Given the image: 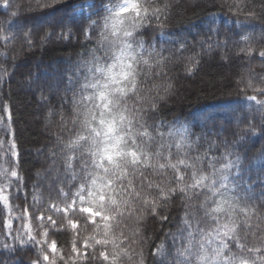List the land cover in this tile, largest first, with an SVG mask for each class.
I'll list each match as a JSON object with an SVG mask.
<instances>
[{"label":"trees","instance_id":"16d2710c","mask_svg":"<svg viewBox=\"0 0 264 264\" xmlns=\"http://www.w3.org/2000/svg\"><path fill=\"white\" fill-rule=\"evenodd\" d=\"M118 2L120 0H111L112 4ZM165 2L169 4V11L164 26L161 28L153 23L142 36L148 43L162 48L165 57L171 56L161 76L153 81L160 85L159 96L164 98H158V108L149 111L145 120L152 126L163 122L165 131L177 122L187 125L193 140L200 137L198 150L201 152L215 142V154L219 156L225 151L226 142L241 159L244 187L251 189L250 195L256 201L264 203V106L247 99L256 95L264 100V94L254 91L264 88V58L259 56L260 49L264 48V0H158L160 5ZM44 3L48 6L44 7ZM109 3L110 0H40L38 7L37 0H9L7 9L0 6V27H6L11 37L7 44L0 40V121L8 127V115L2 110L7 105L11 114L9 132H14L23 182L19 193L12 190L13 212L8 213L0 206V264H32L37 259L44 264L40 248L47 252L53 240L57 244V264H111V243L88 248L87 258L77 257L72 252L74 240L83 251L85 239L102 234L103 222L97 232L88 214L80 213L77 207L68 213L79 222L78 228L73 230L63 211L57 213L50 208L53 202L63 206V192H74L73 184H79L73 181L71 172L65 171L60 156V145L70 134L62 130L58 113L62 101L71 100V92L65 95L69 74L75 75L96 46L98 29L91 26V20L100 21ZM230 7L244 12L255 11L257 16L233 15ZM13 11L18 12L14 17ZM97 12L99 16L95 15ZM88 31L90 39L86 37ZM161 32L168 35L162 36ZM245 35L248 41L242 39ZM180 41L185 44L182 53L177 51ZM204 41L207 43H202ZM249 47L255 49L251 56L240 52ZM190 63L197 65L191 74L187 71ZM169 83L172 87L165 91ZM63 108L69 121L67 128L71 129V105L64 104ZM50 110L57 115L50 116ZM57 134L62 141L57 139ZM3 135L0 132V138ZM25 206L29 207L37 239H41L43 229L35 217L42 211L45 216L53 215L57 227L45 221L49 235L43 245L29 242L21 246L17 241L13 249L14 242L8 238L4 223L12 218V235H15V229L21 228L16 214ZM160 211L161 215L168 216L166 221L149 213L139 225L135 218L129 219L127 215L111 222L116 237L121 232L131 236L139 228L143 236L149 238L143 246L147 264H170L175 253L170 234L180 232L185 212L191 214L194 209H186L177 193ZM252 223V233L244 243L264 247V219L259 223L253 219ZM162 240L167 256H152V247ZM6 241L8 248L3 246ZM132 249L135 253L141 251L137 244L129 251ZM101 250L108 252V261L99 256ZM233 251L239 253L235 247ZM135 253L134 260L123 256L118 264H136L138 256Z\"/></svg>","mask_w":264,"mask_h":264},{"label":"snow or ice","instance_id":"6c2138e0","mask_svg":"<svg viewBox=\"0 0 264 264\" xmlns=\"http://www.w3.org/2000/svg\"><path fill=\"white\" fill-rule=\"evenodd\" d=\"M0 6L7 9L9 0H0ZM37 6H41L40 0H37ZM43 6L48 5L44 3ZM229 10L233 15L257 16L255 11L244 12L231 7ZM168 11L169 4L160 5L158 0H120L115 4L110 0L100 21L91 20L89 16L91 26L98 29L96 46L75 75L69 74L65 95L71 92V100L62 101L58 113L62 130L70 134L60 145V156L65 171L71 172L73 181H79V184H73L74 192L62 190L63 206L53 202L50 208L57 213L63 211L73 230L78 228L79 222L68 213L77 207L80 213L88 214V220L97 232L103 222L102 234L85 239L83 251L73 241L72 252L77 257L87 258L88 248L111 243V264H118V259L123 256L135 259V249L131 252L129 249L137 244L141 251L135 253L138 256L136 264H147L143 246L149 238L143 236L139 228L131 236L121 232L116 237L111 222L127 215L129 219L135 218L139 225L149 213L166 221L168 216L161 215L160 210L179 193L186 209L193 208L194 211L191 214L186 211L180 232L170 234L175 248L170 264H264V247L244 243L252 233L253 219L257 223L264 219V203L256 201L250 195L251 189L244 187L239 155L226 142L225 151L219 156L215 154V142L201 152L198 150L200 137L193 140L187 125L177 122L165 131L163 122L152 126L145 120L149 111L158 108V98H164L159 96L160 85L153 81L161 76V70L171 56L165 57L162 48L158 49L155 43H148L142 36L153 23L162 28ZM17 14V11L11 13L13 17ZM161 35L168 34L161 32ZM86 37L91 38L90 31L86 32ZM10 39L7 28L0 27V40L7 44ZM242 39L248 41L249 37L245 35ZM28 43H31L30 39ZM178 43L177 51L182 53L185 44ZM254 51L251 47L240 49L248 56ZM259 56L264 58V48L260 49ZM196 66V63H190L188 73L191 74ZM171 87L169 83L165 91ZM254 91L264 94V88ZM247 99L264 106V100L256 95ZM64 104L71 105V129L67 128L69 121ZM3 111L8 115V127L0 121V132L4 133L0 138V206L12 213V190L19 193L23 182L14 132H9L11 114L7 105ZM49 115L57 113L50 110ZM57 139L63 140L59 134ZM15 218L21 221V228L15 229V235H12V218L4 223L8 238L14 242L13 249L17 241L21 246L29 242L43 245L49 235L45 221L57 227L53 215L45 216L42 211L35 217L43 229L41 239H37L29 207L25 206ZM3 246L9 247L7 241ZM233 247L239 249V253L233 251ZM49 252L53 254L51 257ZM56 252L55 240L47 252L41 247L44 264H57ZM245 252L251 255H244ZM151 255L167 256L164 240L152 247ZM99 256L104 261L109 260L106 250H101ZM32 264H40L39 259Z\"/></svg>","mask_w":264,"mask_h":264},{"label":"rangeland","instance_id":"374dc122","mask_svg":"<svg viewBox=\"0 0 264 264\" xmlns=\"http://www.w3.org/2000/svg\"><path fill=\"white\" fill-rule=\"evenodd\" d=\"M3 109H4V108H3ZM3 109H2V110H3ZM3 112H4V111H3Z\"/></svg>","mask_w":264,"mask_h":264}]
</instances>
